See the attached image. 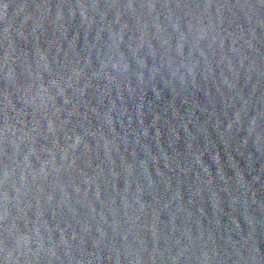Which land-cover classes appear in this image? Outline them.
<instances>
[{"label":"water","instance_id":"95a60500","mask_svg":"<svg viewBox=\"0 0 264 264\" xmlns=\"http://www.w3.org/2000/svg\"><path fill=\"white\" fill-rule=\"evenodd\" d=\"M0 264H264V0H0Z\"/></svg>","mask_w":264,"mask_h":264}]
</instances>
